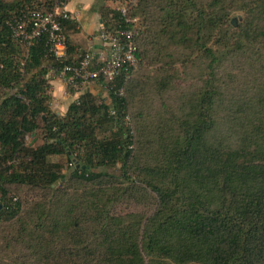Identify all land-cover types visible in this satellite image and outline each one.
<instances>
[{
  "label": "trees",
  "instance_id": "16d2710c",
  "mask_svg": "<svg viewBox=\"0 0 264 264\" xmlns=\"http://www.w3.org/2000/svg\"><path fill=\"white\" fill-rule=\"evenodd\" d=\"M56 1L0 0V88L18 87L0 100V264H264V0H116L120 6L99 9L105 29L119 23L120 7L141 20L137 66L145 53L160 57L165 44L209 60L199 85L177 91L168 81H154L151 91L170 103H160L167 119L142 136L145 128L134 119L135 139L127 101L145 95L144 84L132 81L133 70L115 79L104 105L84 92L59 116L49 110L42 69L46 58L60 66L48 52L47 34L19 58V21L27 20L29 33L30 12L52 13L66 2ZM231 12L240 14L233 33ZM55 20L66 34L69 63L75 24ZM214 33L220 37L212 50L206 44ZM234 53L241 59L228 58ZM225 68L237 73L227 75ZM39 124L42 144L25 145L22 139ZM102 125L108 133L98 138ZM150 146L157 159L138 158L140 148ZM60 155L72 167L67 177L49 161ZM114 167L127 185L116 198L138 187L153 200L136 224L135 216L111 212L112 199L103 203L105 170ZM8 186L40 194L9 198Z\"/></svg>",
  "mask_w": 264,
  "mask_h": 264
},
{
  "label": "rangeland",
  "instance_id": "374dc122",
  "mask_svg": "<svg viewBox=\"0 0 264 264\" xmlns=\"http://www.w3.org/2000/svg\"><path fill=\"white\" fill-rule=\"evenodd\" d=\"M5 2H11L14 0H3ZM38 1L39 5H42L45 1L47 0H36ZM136 0H127L126 4H131L135 3ZM202 3H205L206 0H199ZM54 2H57L54 0ZM120 4V3H119ZM119 4L117 6H119ZM131 4V5H133ZM37 5V6H39ZM111 9L115 7L114 3L110 4ZM126 6L125 4H123ZM130 6V5H129ZM126 8V7H125ZM128 10V8H126ZM32 12H38L42 13V11H32ZM30 12V14L32 13ZM29 14V17H30ZM128 16L129 13H128ZM27 17V19H29ZM239 17L240 14L237 12H231L229 15L228 19V25L229 33H233L235 31L236 26L239 25ZM137 19L138 23V28L139 31H143L142 23L141 20L137 17H134ZM26 19H21L19 21V25H22L23 29L25 30L26 28ZM138 31V33H139ZM65 31H63L64 35ZM66 35V34H65ZM64 35V36H65ZM138 35V34H137ZM15 36V34H14ZM16 37V36H15ZM220 35L218 33H214L210 43L206 44V47L211 48L212 50H215V48L212 47V42L218 39ZM18 38V37H17ZM229 38V39H228ZM226 40L228 39L227 43H233V37L232 36H227L225 38ZM226 40H221L222 43H224ZM136 43V39H135ZM17 44L19 47V58H23L26 56V48L27 44L24 43L23 41L19 42L17 39ZM165 44V43H164ZM137 45V43H136ZM138 47V46H137ZM165 49L163 50L162 54L160 57L156 58L153 56L152 53H145L144 57L142 58L143 63L140 66L135 65L133 72H132V81L136 80L139 81L140 83L144 84V95L145 97L139 98L133 95L131 99L130 98L127 101V110H128V120L130 123V130L134 136V139L136 137L135 133L133 132L134 127V119H137V121H140L141 127H144L145 130H142V133L140 136L145 135L146 132L150 133V126L154 127H160V124H163L166 119H167V114L164 110V108L160 104L161 102H164L167 100V96L163 94L162 100H158V98L155 96L154 91H151V88L153 89L154 81L156 80H164L168 81V84L175 88L177 91L178 90H185L186 87H191L194 85H199L200 81L204 79L207 75V71L205 70V65L209 61L208 59L204 58L201 52H195L189 57L182 56L180 55L178 48H174L171 44V46H167L165 44ZM142 53L144 52V49H140ZM83 50H78L75 51L74 56L72 57L75 58L76 55L82 54ZM171 55V57H169ZM230 57H236V59H241V56H239L237 53L231 54L228 56ZM249 63H244L241 61L239 64L240 67L246 69L249 71L248 65ZM51 68V62L46 58V60L43 61L42 63V69L48 70ZM224 73L227 75H232L234 73H237L235 69H224ZM232 73V74H231ZM241 75V74H240ZM239 76V75H238ZM58 77L57 75H53L52 77L47 75L45 76V79L48 81L50 78H55ZM226 79V78H225ZM243 79H239L238 82H242ZM63 84V83H62ZM64 86V84H63ZM18 91V87L11 86L8 89L0 88V100L3 99L4 97L9 96L12 93H15ZM95 94H93V100L94 102L99 105V104H105L107 101V92L105 89L102 87L96 86L95 87ZM51 92V86H49V89L46 90V93L49 94L50 96ZM71 94V91L64 86V90H62L63 97L62 99L60 98V101L62 102L60 107H55L53 105L54 101L50 99L48 101V107L50 108L49 110L59 116H63L67 106L73 102V99L69 97H65L64 95L66 94ZM144 99H147L144 101ZM167 106H170V103L168 101H165ZM146 103V104H145ZM141 111L142 117H138L137 114ZM170 111V110H169ZM178 111H174L175 114H177ZM145 114V117H144ZM160 123V124H158ZM40 126L39 124V129H37L33 134L30 135H25L24 138L22 139V142L27 145V146H32L36 147L38 145H41L43 142V136L40 133ZM108 133L107 131V126L102 125L100 126L97 131H96V136L98 138L103 137ZM143 139V137H141ZM139 146V145H138ZM141 151L138 153V158L141 159H152L156 160L157 155L156 151L153 146L146 147V148H140ZM146 153V155H145ZM49 161L51 163H56L58 164L61 168V174L67 177L69 173L72 172V167H69V160L64 156H52L49 157ZM108 178L106 179V188L109 189L107 191V195L105 196V199L103 200L104 205L108 202L109 199L113 200V203L111 205V212L114 213L115 216H135V218L132 219V224L137 223V219L140 217H144L149 214V212L152 209L153 205V200L150 197V195L146 194L145 192L140 191L138 187L134 188V191L130 194L126 193L123 196L117 197L116 198V192L120 191L121 189H127V185L123 184L124 181L118 177V167H114L112 169H106L105 170ZM58 185V183H56ZM8 193L7 197L9 198H18V199H31L32 197H38L40 192L33 190L30 191V188L27 186H8L7 187Z\"/></svg>",
  "mask_w": 264,
  "mask_h": 264
},
{
  "label": "built area",
  "instance_id": "2783aa9c",
  "mask_svg": "<svg viewBox=\"0 0 264 264\" xmlns=\"http://www.w3.org/2000/svg\"><path fill=\"white\" fill-rule=\"evenodd\" d=\"M119 23L109 29L102 27L97 34L98 47L95 50L76 55L69 63L66 61L65 36L63 29L55 20L56 16L68 19V16L55 7L52 13L42 14L32 12L28 19L31 23L30 32L22 25L14 31L19 41L30 45L32 40L42 33L47 34L48 52L60 64L58 68L51 67L46 75H57L67 87L75 102L84 93L87 85H97L106 91L114 86L115 79L120 74H126L134 69L136 64L137 46L135 38L139 28L137 19L127 15L125 7L118 9ZM121 94V89L118 90Z\"/></svg>",
  "mask_w": 264,
  "mask_h": 264
},
{
  "label": "crops",
  "instance_id": "0c3cea01",
  "mask_svg": "<svg viewBox=\"0 0 264 264\" xmlns=\"http://www.w3.org/2000/svg\"><path fill=\"white\" fill-rule=\"evenodd\" d=\"M111 3H114L115 7L119 4L116 0H66L64 5L59 8V11L64 12L68 19L75 24L74 31L69 34V40L74 51L83 50L86 52L98 47L97 34L101 28L99 9L111 8L109 7ZM48 83L51 86V100L54 101L53 105L58 108L62 103L60 98L63 97L64 86L59 77L50 78ZM96 86L95 84L87 85L84 92L93 95ZM64 96L70 97L71 100L73 98L72 94L69 93Z\"/></svg>",
  "mask_w": 264,
  "mask_h": 264
}]
</instances>
